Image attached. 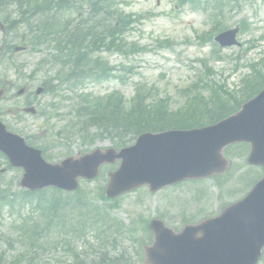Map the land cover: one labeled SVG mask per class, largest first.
<instances>
[{"label": "rangeland", "instance_id": "374dc122", "mask_svg": "<svg viewBox=\"0 0 264 264\" xmlns=\"http://www.w3.org/2000/svg\"><path fill=\"white\" fill-rule=\"evenodd\" d=\"M226 5V0L223 4L215 0H202L197 7L191 4L180 5V0H124L121 7L127 14L142 16L127 35L129 44H138L142 47V52L132 55L129 60H124L123 56L118 53L105 52L104 55L111 64L123 71L119 72L123 77L92 86V89L101 95L118 90L124 93L129 100L134 95L135 86L140 84L147 89L155 90L154 93L171 96L173 98L172 107L178 108L183 104L185 96L202 90L205 79L210 75L206 72L204 66L206 63L208 68L213 70V81L224 84L235 95H241L243 81L249 73L248 66L251 64L258 68L259 65L264 66L262 60L264 56V1L243 0L241 7L234 10H229ZM222 7L227 10L226 22L230 28L247 21L250 29L239 35L241 48L223 49L221 54L224 58L218 60L212 54V50L219 52V49L214 46V36L213 40L206 39L207 42L203 43L202 34L206 35L212 30L213 25L218 24L214 22L213 17L214 14L220 13ZM16 10L6 12L5 18L15 19L17 15L14 11ZM24 38L14 40L32 42L30 34ZM8 41L9 37L5 39V35L0 31V47L3 44L6 45ZM20 46L18 44L17 47ZM27 48L26 51L17 53L16 57L14 55L12 59L2 61L5 63L0 66V78L6 82L5 87L8 88L6 100L0 101V110L11 113V115H2L1 120L11 128L12 132L24 138L27 135H37L34 145L41 149L47 146V153L53 158L51 161L53 163L59 161L60 156L67 153V151L60 153L55 149L59 145L66 146L75 155L82 154L96 146L104 149L110 148L111 142L109 141H100L95 146H88L75 138L67 140L56 137L57 131L64 128L70 117L66 105H73L75 97L62 105L60 109L62 116L54 118L49 124L44 117L22 112L30 103L38 109L37 102L42 108L50 103H56L59 98L51 93L40 97L35 96V90L46 81L41 71L49 66L48 55L52 49H43L42 53H29L34 48ZM40 59L43 62L37 66ZM13 60L17 65H25V69L19 71L20 66L19 68L11 67L8 62ZM21 87L26 88L27 91L22 96H16ZM188 89L192 91L187 92ZM205 93L209 94L207 91ZM220 94L224 96L222 92ZM13 111L16 112L13 113ZM63 135L73 136L67 131ZM236 153L239 159L234 163L240 167L235 168L230 177L222 176L219 179L212 178L197 183L187 182L155 194H151L147 188L137 190L119 200L120 210L115 213V216L130 225V228H140L139 236H143L142 241L146 240L145 243H148L149 235L142 229H146V224L154 218L161 217L169 227L180 230L184 224L189 222L197 223L219 215L226 206L244 197L251 189L247 185L257 179L253 176V180H248V182L239 181V172H246L248 169L241 161L239 153ZM0 163L3 169L7 168L1 157ZM117 167L118 164L103 168L102 173H104L99 179L86 184L81 183V187L95 193L99 187L106 184L108 172L115 171ZM20 178V172L8 170L3 174L2 182L16 191ZM95 205L101 206L102 203L95 202ZM31 208L33 210L30 209V214L42 211L38 201H34ZM21 211L18 205L10 211L5 212L4 210L5 214L0 219V256L4 254L8 261L27 256L21 264H74L70 250L75 248L80 254L79 260H86L90 264H100L101 252L108 246H104L103 241H100L98 233L88 236L82 234L81 238L75 239L71 246L67 245V250L62 246L57 247L64 242L56 236L52 238L53 240L46 242L43 249L30 246L31 241L27 239L19 242L20 226L23 222L24 225L26 223L29 226L33 225L26 221L28 216L22 214ZM119 243L121 250H126L123 252L124 260L129 264H145L142 251L144 244L141 246L139 242L131 240H124V242L119 240ZM118 254L116 252L110 256L115 257ZM260 264H264V260Z\"/></svg>", "mask_w": 264, "mask_h": 264}, {"label": "trees", "instance_id": "16d2710c", "mask_svg": "<svg viewBox=\"0 0 264 264\" xmlns=\"http://www.w3.org/2000/svg\"><path fill=\"white\" fill-rule=\"evenodd\" d=\"M8 1L13 3L8 5ZM14 6L19 11V17L14 23H8L6 20L5 23L14 29L19 25L27 26L33 35L32 44L35 46H41L46 42L45 39L53 37L59 52L54 58L63 66L62 74L67 72L69 82L73 80L82 83L90 79H108L113 73V67H110L105 60H101L97 54L103 49L109 52L125 53L124 46L127 43L123 36L134 22L131 16L118 9L119 0H0L1 10ZM86 6L89 10L79 18V21H87L89 26L80 22L75 28H71L70 14L74 10L81 11ZM11 45L12 47H8V56L12 59L14 45ZM263 83V78L247 80L243 96H254ZM82 97L84 105L80 104L82 109L79 118L86 125L96 126L94 134L87 132L82 135V139H89L90 143L97 139H109L117 148L131 144L137 136L147 131H164L173 127L194 128L215 123L235 112L239 107L238 101L236 105H227L219 95L213 93L210 99L212 102L217 100L215 110H210L211 100L208 101L202 95H198L188 104L185 111L174 114L169 111L168 99H155L152 90L145 91L141 88L137 89L130 102H127L121 93L101 98L91 94L82 95ZM195 102L199 104H194ZM34 197V194L26 191L11 193L10 187L6 188L5 184L0 183V202L7 207H14L13 205L20 201L28 205L32 204ZM75 203L81 207H87L89 200L83 193H78L74 199L51 193L46 198V203L43 202L42 205L40 217L44 225L40 228L37 225L33 226L31 236L28 227L24 232V238L41 243L52 236L60 237L65 232L66 239L61 240L67 242V233L72 229L77 230V234L80 230L84 233L97 231L101 233L100 241L110 244L113 247L112 250L117 249V239L125 231L126 226L110 216L109 212L114 206L106 210L95 209L97 215L95 219L74 227L75 224L70 222L73 221ZM0 207L2 209L1 204ZM36 223L37 221H34V224ZM39 231L41 233L35 236ZM137 233L138 229L134 227L127 234L130 239L139 242L142 246L144 239H136ZM110 239L114 241V244ZM103 255L102 262L105 264L109 257L108 253ZM108 262L125 263L124 255L121 254ZM0 264H16V262L4 260L0 256Z\"/></svg>", "mask_w": 264, "mask_h": 264}, {"label": "water", "instance_id": "95a60500", "mask_svg": "<svg viewBox=\"0 0 264 264\" xmlns=\"http://www.w3.org/2000/svg\"><path fill=\"white\" fill-rule=\"evenodd\" d=\"M243 113L211 128L145 134L136 146L121 153L110 151L97 159L86 158L76 163L68 160L62 167L45 164L39 153L8 134L1 124L0 148L14 165L25 167L27 174L22 186L32 190L47 185L74 190L77 177H95L101 163L122 159V168L111 175L107 189V195L115 197L144 184L156 191L186 179L220 173L227 166L221 151L234 141L253 142L252 161L264 166V93ZM238 127L244 130L239 132ZM256 196L254 192L220 218L186 227L180 234L165 228L159 220L153 221L155 243L146 248L147 264H255L264 246V203L262 209H255ZM199 233L203 236L198 237Z\"/></svg>", "mask_w": 264, "mask_h": 264}, {"label": "bare ground", "instance_id": "6f19581e", "mask_svg": "<svg viewBox=\"0 0 264 264\" xmlns=\"http://www.w3.org/2000/svg\"><path fill=\"white\" fill-rule=\"evenodd\" d=\"M48 68H49V66H47ZM47 67H45V68H43L44 70H48V68ZM24 70V68L23 67H20L19 68V71H23Z\"/></svg>", "mask_w": 264, "mask_h": 264}]
</instances>
